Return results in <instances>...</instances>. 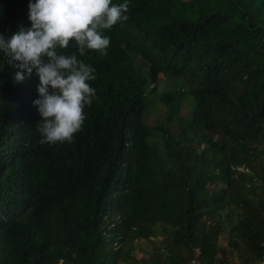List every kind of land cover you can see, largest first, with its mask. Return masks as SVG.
I'll return each mask as SVG.
<instances>
[{
  "label": "trees",
  "instance_id": "1",
  "mask_svg": "<svg viewBox=\"0 0 264 264\" xmlns=\"http://www.w3.org/2000/svg\"><path fill=\"white\" fill-rule=\"evenodd\" d=\"M127 3L107 55L58 47L96 69L73 143H39V77L0 51V264L260 263L264 0ZM28 4L0 0V34Z\"/></svg>",
  "mask_w": 264,
  "mask_h": 264
},
{
  "label": "clouds",
  "instance_id": "2",
  "mask_svg": "<svg viewBox=\"0 0 264 264\" xmlns=\"http://www.w3.org/2000/svg\"><path fill=\"white\" fill-rule=\"evenodd\" d=\"M31 27L19 26L10 37L0 34V51L7 63L19 69L14 82L23 83L33 73L39 77L38 98L33 101L41 119L37 131L40 144L73 143L86 120L85 108L99 100L89 81L96 69L78 59L76 52L63 54L70 41L84 56L86 49L107 55L110 38L103 30L129 19L127 0H29ZM26 73V74H25Z\"/></svg>",
  "mask_w": 264,
  "mask_h": 264
},
{
  "label": "built area",
  "instance_id": "3",
  "mask_svg": "<svg viewBox=\"0 0 264 264\" xmlns=\"http://www.w3.org/2000/svg\"><path fill=\"white\" fill-rule=\"evenodd\" d=\"M188 264H198V262H196L195 260H192L190 262H188ZM258 264H264V260H262L260 263Z\"/></svg>",
  "mask_w": 264,
  "mask_h": 264
}]
</instances>
